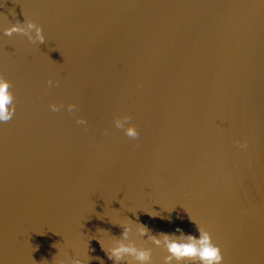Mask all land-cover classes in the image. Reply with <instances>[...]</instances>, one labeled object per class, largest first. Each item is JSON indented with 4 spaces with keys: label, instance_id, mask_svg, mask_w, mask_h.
I'll use <instances>...</instances> for the list:
<instances>
[{
    "label": "water",
    "instance_id": "water-1",
    "mask_svg": "<svg viewBox=\"0 0 264 264\" xmlns=\"http://www.w3.org/2000/svg\"><path fill=\"white\" fill-rule=\"evenodd\" d=\"M0 75V264H163L198 227L264 264V0H0Z\"/></svg>",
    "mask_w": 264,
    "mask_h": 264
},
{
    "label": "clouds",
    "instance_id": "clouds-1",
    "mask_svg": "<svg viewBox=\"0 0 264 264\" xmlns=\"http://www.w3.org/2000/svg\"><path fill=\"white\" fill-rule=\"evenodd\" d=\"M23 23L17 22L10 27L4 29L5 36H12L14 33L23 34L25 28L22 27ZM36 28V37L41 43L44 42V37L41 34V29L36 27L31 21L27 22V28ZM49 86L53 84L52 80L47 82ZM11 88L10 82L0 75V123H6L13 118L15 113V104L13 101V93L9 91ZM49 108L53 112L60 111L63 105H57L55 103L50 104ZM68 111H72V106H68ZM128 120V117L124 118ZM77 123L85 125L86 121L83 118H77ZM117 128H123V124L120 121L116 122ZM125 134L129 138L136 139L139 135L134 126H129L125 129ZM240 148H246V144H239ZM122 228L121 237L127 238L128 228L124 225H120ZM176 232L181 233V237L172 238L173 234H159L163 237L164 250L166 255L163 257V264H222V255L220 248L215 246L212 242L211 236L207 231H201L198 227V237L191 234H184L182 230L177 228ZM139 233L141 236L148 235V229L144 225L139 226ZM152 242L159 246L161 240L156 236L151 237ZM151 249L138 248L136 245L118 244L115 247L106 251V255L113 264H119L123 261L124 264H129L128 261H124L125 256L132 257L131 264H152ZM75 264H80V261H75Z\"/></svg>",
    "mask_w": 264,
    "mask_h": 264
}]
</instances>
